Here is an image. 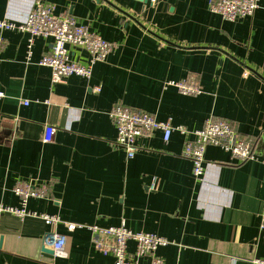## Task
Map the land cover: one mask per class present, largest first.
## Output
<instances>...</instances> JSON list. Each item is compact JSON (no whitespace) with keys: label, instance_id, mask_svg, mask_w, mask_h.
<instances>
[{"label":"crops","instance_id":"crops-1","mask_svg":"<svg viewBox=\"0 0 264 264\" xmlns=\"http://www.w3.org/2000/svg\"><path fill=\"white\" fill-rule=\"evenodd\" d=\"M37 1L0 0V19L24 22ZM43 1L117 48L94 65L90 79L53 83L50 68L39 64L53 38H35L29 59L27 34H3L0 203L21 206L18 184L46 187L48 197L29 198L27 208L60 222L2 215L0 264H114L86 227L123 223L167 238L156 250L165 264L264 259V0L252 16L234 21L210 11V0ZM68 48L72 61L88 62L85 50ZM171 80L192 82L202 93L182 95L167 86ZM116 104L189 131L208 118L227 121L257 156L241 162L209 146L198 180L182 155L184 135L175 131L166 143L157 131L140 138L128 159L109 114ZM47 127L54 129L51 142L44 141ZM65 222L82 227L71 232ZM55 233L67 237L64 256L54 254ZM128 252H136L134 241Z\"/></svg>","mask_w":264,"mask_h":264},{"label":"built area","instance_id":"built-area-1","mask_svg":"<svg viewBox=\"0 0 264 264\" xmlns=\"http://www.w3.org/2000/svg\"><path fill=\"white\" fill-rule=\"evenodd\" d=\"M260 0H210L209 9L215 14L221 15L227 20L234 21L241 17L252 16L259 8ZM54 8L49 3L38 0L26 20L16 23L10 20L0 19V52L6 45L3 34L9 31H18L28 35L27 55L30 59L33 54V46L37 37H51L53 43L47 54H44L39 64L50 68L52 82L58 83L70 76H81L90 79L96 63L105 62L109 54L117 48V44L106 41L98 34L92 33L87 26L82 25L67 14L55 15ZM68 46H74L85 50L89 54L87 63L72 61ZM185 96L193 97L202 93L196 84L187 80L167 82ZM99 88H97V91ZM6 97L5 92L0 91V99ZM28 105L29 102H24ZM110 117L117 129L116 144L123 148L128 159L135 157L140 138H146L159 131L164 142L168 143L175 131L185 137L182 155L192 162L193 175L201 180L204 175L206 163V150L209 146L219 147L235 159L245 162L254 159L257 155L252 142L239 135L227 121L208 118L204 126L195 131H189L182 126L174 127L170 121L158 120L154 115L116 104L110 111ZM54 129L47 127L44 141L53 140ZM151 190L157 188V182L151 185ZM15 193L21 198V206L14 207L0 203V217L4 214H14L20 218L26 216L41 218L47 224H58L60 217L46 213H38L27 208L29 198L48 197L46 187L33 188L29 184H18ZM69 231H74L79 226L65 222ZM92 232V242L95 248L104 256H112L114 264H139L143 256L150 257V264H165L164 260L156 255V250L166 246L170 241L158 234L151 232H134L120 226L101 228L97 225L87 226ZM261 230L264 232V204L262 212ZM54 254L64 256L67 237L55 233L50 240ZM129 241L136 244V252L130 255L128 252ZM254 264H264V259L256 258Z\"/></svg>","mask_w":264,"mask_h":264}]
</instances>
